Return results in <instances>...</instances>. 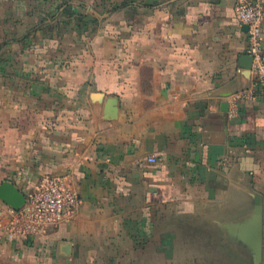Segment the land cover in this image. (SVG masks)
<instances>
[{
	"label": "crops",
	"instance_id": "1",
	"mask_svg": "<svg viewBox=\"0 0 264 264\" xmlns=\"http://www.w3.org/2000/svg\"><path fill=\"white\" fill-rule=\"evenodd\" d=\"M247 1L0 0V185L58 177L80 200L14 241L0 201V264H253L227 229L264 205L262 90L228 116Z\"/></svg>",
	"mask_w": 264,
	"mask_h": 264
},
{
	"label": "built area",
	"instance_id": "2",
	"mask_svg": "<svg viewBox=\"0 0 264 264\" xmlns=\"http://www.w3.org/2000/svg\"><path fill=\"white\" fill-rule=\"evenodd\" d=\"M236 16L242 26L249 28L248 54L253 58V66L250 88L230 96V119L240 115L243 101L255 100L259 89L264 93V7L259 0L247 1L237 7ZM26 199V204L19 211L8 206L3 232L10 240L42 236L50 228L74 219L80 209L77 189L58 177H51L34 187Z\"/></svg>",
	"mask_w": 264,
	"mask_h": 264
},
{
	"label": "water",
	"instance_id": "3",
	"mask_svg": "<svg viewBox=\"0 0 264 264\" xmlns=\"http://www.w3.org/2000/svg\"><path fill=\"white\" fill-rule=\"evenodd\" d=\"M246 30L249 28L246 26ZM242 65L251 77L253 58L243 56ZM251 81L244 89H249ZM243 90V89H242ZM119 102L116 98H110L105 110L108 120H115L119 113ZM255 204L250 216L239 223L227 225L229 240L231 242H241L245 245V251L252 257L253 264H263L264 260V205L260 196L254 197ZM0 201L15 211H19L26 204V195L12 182L5 181L0 185Z\"/></svg>",
	"mask_w": 264,
	"mask_h": 264
},
{
	"label": "rangeland",
	"instance_id": "4",
	"mask_svg": "<svg viewBox=\"0 0 264 264\" xmlns=\"http://www.w3.org/2000/svg\"><path fill=\"white\" fill-rule=\"evenodd\" d=\"M167 234H168V235H167ZM167 234H166V238H167V239H170V237H168V236H170L171 234H170V233H167ZM163 235H164V234L161 233V231L159 230V228H158V229L156 228V229L154 230V233H151V239H152L153 241H159V240L161 241ZM183 252H184V251H183ZM196 252H198V254H199V253L201 254V255L199 254L200 257L202 256L203 253H205L206 257H209L210 260L213 259V257H214V256L211 254V252H210L209 250L205 252V250L203 249L202 251L200 250V252H199V251H194V252H192V253L195 254V255H197ZM212 256H213V257H212ZM200 259L202 260V257H201Z\"/></svg>",
	"mask_w": 264,
	"mask_h": 264
}]
</instances>
